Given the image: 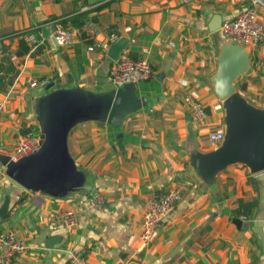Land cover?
<instances>
[{"label":"crops","instance_id":"obj_1","mask_svg":"<svg viewBox=\"0 0 264 264\" xmlns=\"http://www.w3.org/2000/svg\"><path fill=\"white\" fill-rule=\"evenodd\" d=\"M251 0H0V48L15 53L11 83L0 91V153L21 133L29 98L48 87L29 88L26 78H47L50 86L75 79L89 87L108 83L112 60L105 54L110 34L126 35L131 57H145L152 72L135 82L139 109L120 124L88 120L68 132V149L78 167L92 173L91 188L105 201L86 202L87 191L52 196L15 185L1 228H14L27 249L11 264H65L79 254L85 264H264V172L234 163L219 171L212 189L189 175L186 146L209 149L207 132L222 128V107L209 77L216 68L220 23ZM263 37L250 46V65L236 88L264 105V0L255 3ZM87 20L79 27L69 19ZM65 22V23H63ZM71 31L59 45L51 32ZM28 32L42 42L17 54ZM103 47L87 46L93 41ZM5 57H0V61ZM49 86V87H50ZM191 94L204 105L202 121L182 101ZM182 184L173 209L155 225L148 240L139 237L147 196ZM10 179L0 165V201ZM72 209L67 228L57 213Z\"/></svg>","mask_w":264,"mask_h":264},{"label":"water","instance_id":"obj_2","mask_svg":"<svg viewBox=\"0 0 264 264\" xmlns=\"http://www.w3.org/2000/svg\"><path fill=\"white\" fill-rule=\"evenodd\" d=\"M127 40L128 36L118 35L108 43L105 54L116 60ZM249 52L247 44L233 42L222 34L217 41L216 68L209 82L221 103L223 136L218 145L206 150L186 146L189 175L207 189L215 187L218 172L230 164L264 172V105L250 102L235 84L249 68ZM140 106L133 82L89 87L69 79L32 95L26 117L36 123L38 145L16 159L0 153V165L10 179L0 201V217L6 216L12 206L15 185L52 196L89 190L92 173L75 163L67 145L69 130L88 120L118 125Z\"/></svg>","mask_w":264,"mask_h":264},{"label":"built area","instance_id":"obj_3","mask_svg":"<svg viewBox=\"0 0 264 264\" xmlns=\"http://www.w3.org/2000/svg\"><path fill=\"white\" fill-rule=\"evenodd\" d=\"M183 3H189L194 0H180ZM251 5L245 7L237 15L230 19H225L220 23L219 29L222 35L233 42L247 44L249 47L257 43L263 37V26L256 19L255 3L258 0H251ZM52 38L59 45L65 44L70 39L71 31L68 28L57 27L52 32ZM26 42L31 46H37L42 42V37L34 32H28L24 36ZM116 36L110 34L108 41ZM105 44L96 40L87 46L103 47ZM5 56L8 60L16 58L15 53L5 52L0 48V57ZM152 72L151 66L145 57H131L122 51L116 60H113L107 69V79L115 86L122 85L125 82H137L148 78ZM26 84L29 88H39L45 86L47 78H26ZM183 103L191 111L192 116L197 121H202L206 116V111L202 102L191 94L182 96ZM2 101H0V106ZM223 136L221 127L213 128L207 132V144L210 148L215 147ZM38 145L37 135L24 134L13 142L11 149L6 153L11 159H16L22 155L32 152ZM182 184L179 182L175 186L161 193H151L147 196L144 209L141 212L139 226V237L142 240H148L156 223L168 214L174 207L180 197ZM105 201L104 195L96 189L90 190L86 196V202L93 207H99ZM57 217L62 220L67 228L73 226L76 222V215L72 209H63L57 213ZM27 249V244L23 236L14 228L0 229V264H11L13 257L23 253ZM65 264H85V260L79 254L72 255Z\"/></svg>","mask_w":264,"mask_h":264},{"label":"trees","instance_id":"obj_4","mask_svg":"<svg viewBox=\"0 0 264 264\" xmlns=\"http://www.w3.org/2000/svg\"><path fill=\"white\" fill-rule=\"evenodd\" d=\"M86 20L87 18L78 15L76 17L69 19L68 23L71 26L79 27ZM29 48H30V45L26 41L19 39V45H18V49L16 52L17 54H22L26 52L27 50H29ZM1 57H5V56H1ZM16 71H17V67L10 60H8L7 57H5L4 60L0 61V91L7 84L11 83ZM19 131L21 135H24V134L37 135L38 134V129H37L35 122L29 125H25V123H23L21 127L19 128ZM89 192L90 190L87 191V194H89Z\"/></svg>","mask_w":264,"mask_h":264},{"label":"rangeland","instance_id":"obj_5","mask_svg":"<svg viewBox=\"0 0 264 264\" xmlns=\"http://www.w3.org/2000/svg\"><path fill=\"white\" fill-rule=\"evenodd\" d=\"M51 84L50 83H46V87H49Z\"/></svg>","mask_w":264,"mask_h":264}]
</instances>
